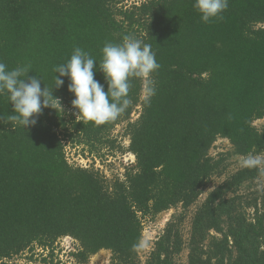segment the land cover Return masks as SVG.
<instances>
[{"label": "trees", "instance_id": "trees-1", "mask_svg": "<svg viewBox=\"0 0 264 264\" xmlns=\"http://www.w3.org/2000/svg\"><path fill=\"white\" fill-rule=\"evenodd\" d=\"M125 1L0 0V61L9 69L30 64L27 77L45 87L75 47L98 65L104 44L125 34L150 43L160 64L150 102L133 80L132 104L99 126L76 119L67 77L52 93L68 121L45 108L23 131L0 97V264H19L36 249L38 264H57L66 237L71 264L100 251L110 252L108 264H177L184 250L186 264H264V168L227 174L231 157L264 154V125L254 126L264 121V0H229L223 18L206 24L194 0ZM95 79L107 91L99 70ZM120 124L129 140L123 156L134 161L110 181L92 164L114 147L109 136ZM62 138L96 153L93 162L71 165ZM218 140L231 151L212 157ZM223 177L195 208L184 239L187 211ZM177 207L141 263L144 221Z\"/></svg>", "mask_w": 264, "mask_h": 264}, {"label": "clouds", "instance_id": "clouds-1", "mask_svg": "<svg viewBox=\"0 0 264 264\" xmlns=\"http://www.w3.org/2000/svg\"><path fill=\"white\" fill-rule=\"evenodd\" d=\"M228 4L229 0H194L193 8L206 24L222 19ZM159 68L152 45L134 34H125L117 43L104 44L98 65L92 55L75 47L67 62L54 67L55 83L51 88L45 87L38 76L27 77L30 64L9 69L0 61V97H6L11 105L8 120L24 131L37 124L45 108L63 115L62 102L53 96L52 88H60L65 83L63 78L67 77L76 119L99 126L116 120L132 104L129 94L133 80L142 81L143 99L146 104L150 102L155 94L153 74ZM97 70L103 75L107 91L95 79ZM239 163L241 167L255 168L264 165V159L249 153Z\"/></svg>", "mask_w": 264, "mask_h": 264}, {"label": "rangeland", "instance_id": "rangeland-1", "mask_svg": "<svg viewBox=\"0 0 264 264\" xmlns=\"http://www.w3.org/2000/svg\"><path fill=\"white\" fill-rule=\"evenodd\" d=\"M142 0H126L123 5L125 7H129L132 3L140 2ZM64 113L61 115L62 118L65 119V121H68L70 111H67L64 108V105L62 104ZM137 117V112L132 115V120H135ZM262 125H264V121H256L254 123V126L257 128H260ZM110 139L114 140V147H105L102 148V150L99 152V157L102 159V162H99L98 159L95 160V163L92 164L96 169H99L102 173V175L107 180H114L118 177H121L122 173H124V169L122 166V162L124 163V159H122L124 155V150L129 144V140L127 136L125 135V124H120L114 130L110 133ZM62 144L64 146V152L65 156L68 160V162L73 165H80L82 166H89L91 162H93V158L91 155L95 156L96 153H90L86 146L81 145H73L71 143L70 139H64L62 138ZM231 151V146L226 140H218L216 143H214L213 148L210 151V155L212 157L217 156L219 153H229ZM261 159H264V154L260 155ZM128 157H126L127 160ZM242 157H231L228 161L229 168L227 171V174L233 173L235 170L240 168V159ZM83 159V162L80 163V161ZM264 168V165L260 166ZM114 178V179H113ZM224 179H215L211 187L200 197L196 205H193L189 211L186 213V217L181 225L182 233L184 239H188L189 236V228H190V219L192 216V213L194 212L195 208L200 205L204 199L206 198L207 193L211 188L218 183H220ZM181 208L177 207L175 209H171L167 212H163L155 217L154 220H145L143 223V231H142V240L140 243V246L138 248V258L141 263H144L149 255V252L151 251L153 247L154 241L161 235L166 223L175 215L181 213ZM68 243L69 246L71 244V240L67 238V240H63V243L59 242L57 244L58 249L56 250V263L57 264H71L73 260L71 259L69 253L65 251L63 247H67L65 243ZM62 246V247H61ZM41 254V251L39 249L35 250V256L33 258H30L32 254H24L22 258L16 259L17 263L19 264H25L26 262L38 264L39 261L37 259V256ZM26 256V257H25ZM25 257V258H24ZM111 254L108 251H100L96 255L92 256L89 259V262L87 264H108L110 262ZM39 258V257H38ZM32 259V260H30ZM187 259V250H184L180 254V256L177 258V264H186ZM15 260V259H14Z\"/></svg>", "mask_w": 264, "mask_h": 264}, {"label": "built area", "instance_id": "built-area-1", "mask_svg": "<svg viewBox=\"0 0 264 264\" xmlns=\"http://www.w3.org/2000/svg\"><path fill=\"white\" fill-rule=\"evenodd\" d=\"M129 156V158H127V160H126V157H128ZM124 160V164H129V163H133V161H134V158L131 156V155H128V154H126L125 156H123L122 157ZM83 162V159L80 161V163H82ZM82 167H88V165L87 166H82ZM67 238L68 237H66V238H64V239H62L60 242L61 243H63V240H67ZM68 239H70V238H68ZM71 240V239H70ZM66 244V248L65 247H63L64 249H65V251H69L70 250V247H71V245L73 244V241L71 240V244H70V246H69V244L66 242L65 243ZM62 247V246H61Z\"/></svg>", "mask_w": 264, "mask_h": 264}]
</instances>
